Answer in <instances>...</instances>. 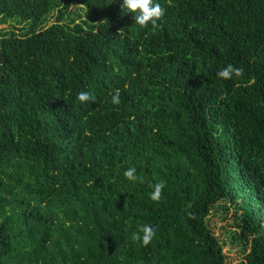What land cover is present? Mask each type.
<instances>
[{"label":"trees","instance_id":"obj_1","mask_svg":"<svg viewBox=\"0 0 264 264\" xmlns=\"http://www.w3.org/2000/svg\"><path fill=\"white\" fill-rule=\"evenodd\" d=\"M158 3L0 0V264H226L222 199L264 264V0Z\"/></svg>","mask_w":264,"mask_h":264},{"label":"clouds","instance_id":"obj_2","mask_svg":"<svg viewBox=\"0 0 264 264\" xmlns=\"http://www.w3.org/2000/svg\"><path fill=\"white\" fill-rule=\"evenodd\" d=\"M121 7L126 12H131L133 14L135 24L141 28L149 24H151L152 27H156L157 22L164 15V9L161 7L160 3H158V0H122ZM241 72L242 69L234 67L231 63H228L216 72V76L220 79L227 80L240 76ZM76 99L82 104L84 102H91L95 100V98L91 96L88 91L78 92ZM111 102L113 104H119V89L114 90L112 93ZM123 176L129 181L143 182V178L136 175V168L132 166L124 169ZM163 187V182L154 183L152 185V191L149 193V198L153 201L159 200ZM139 232V235L133 234V239H138L142 245L147 246L155 234L154 228L149 224H143L139 226Z\"/></svg>","mask_w":264,"mask_h":264},{"label":"rangeland","instance_id":"obj_3","mask_svg":"<svg viewBox=\"0 0 264 264\" xmlns=\"http://www.w3.org/2000/svg\"><path fill=\"white\" fill-rule=\"evenodd\" d=\"M77 12H84L78 7L74 9ZM55 14L51 16L48 22L52 21ZM22 24L14 21L8 23H0V30L4 28L15 27L16 30ZM240 213L236 209V205L227 199H222L210 211L207 217V223L215 236L219 239L223 246L226 264H238L244 259L245 254L249 251V241L240 238Z\"/></svg>","mask_w":264,"mask_h":264}]
</instances>
